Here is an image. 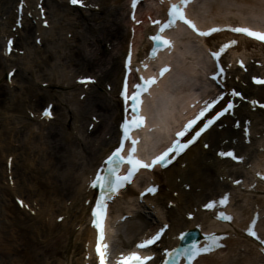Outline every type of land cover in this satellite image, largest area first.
Returning <instances> with one entry per match:
<instances>
[{
    "label": "bare ground",
    "instance_id": "6f19581e",
    "mask_svg": "<svg viewBox=\"0 0 264 264\" xmlns=\"http://www.w3.org/2000/svg\"><path fill=\"white\" fill-rule=\"evenodd\" d=\"M39 1L26 0L23 10L32 16L28 18L24 12L22 30L14 32L19 0H0V78L16 69L12 80L6 82L12 89L10 100H0V264H93L90 246L94 232L87 225V204L93 193L88 185L104 157L117 144L122 110L117 95L124 74L123 55L132 41L134 52H139L134 57L141 58L145 44L142 40L152 29L145 23L139 27L130 23L129 0H83L87 8L84 12L71 8L69 0H43L47 12L44 28L39 21L42 14L36 8ZM150 1V5L137 9L139 19L147 11L159 12L153 11L157 5ZM189 12L202 28L223 23L264 29V0H196ZM131 28L135 32L132 40ZM178 32L182 38L175 41L174 70L155 91L158 100L154 103L160 112L165 110L173 121L181 118L189 103L199 96L195 94L199 89L217 94L216 87L205 78L214 67L207 53L229 38L235 42L234 48L223 62H235L236 55L244 56L248 72L244 74L231 65L226 85L242 91L251 101L264 104V87L252 86L249 79L264 74V66L253 64L264 62L261 44L225 31L208 38L193 36L185 27ZM13 36L16 41L9 57L5 53L6 40ZM38 38L42 39L41 46H37ZM55 65H59L58 69ZM66 68L74 71L70 78ZM57 73L66 88L76 87L73 81L90 76L96 85H89L87 91L75 88L82 91L77 97L85 94L83 102L77 101L72 90L65 92L66 98L55 96L51 86L46 89L41 85L59 81ZM107 87L111 91L106 93L102 89ZM44 103L54 104L55 121L42 118L39 107ZM69 104L75 107V115L67 112L69 107L64 108ZM238 104L233 117L227 116L208 130L173 166L150 174L159 193L148 201L144 216L132 211L135 190L128 188L122 193L112 207L114 215L117 221L124 213L132 217L125 223L116 222V227L108 224L115 234L108 237L113 254L133 248L141 237L168 223L169 230L161 241L163 247H170L180 231L194 230L196 226L223 236L218 243L224 247L197 264H264V180L256 176H264V109L240 100ZM26 112L33 113L36 119L26 118ZM95 116L100 121L90 120ZM72 120L75 122L71 131ZM90 122L95 124L91 132ZM205 143L208 148L203 147ZM230 148L242 158L240 164L218 157V152ZM220 196L229 198L228 225L219 223L214 211L202 209ZM217 205L215 210L219 209ZM189 214H193L192 220L188 219ZM252 222L256 225L257 241L244 235ZM25 225L29 226L34 245L18 230ZM87 257L92 258L88 261Z\"/></svg>",
    "mask_w": 264,
    "mask_h": 264
},
{
    "label": "snow or ice",
    "instance_id": "6c2138e0",
    "mask_svg": "<svg viewBox=\"0 0 264 264\" xmlns=\"http://www.w3.org/2000/svg\"><path fill=\"white\" fill-rule=\"evenodd\" d=\"M163 2V0H161ZM71 3L73 5H77L80 3V0H71ZM139 3V0H132V8L135 9L137 7V4ZM191 3V0H181L180 4H170L169 9V19L166 24H162L160 26V33L153 36L151 39L155 42L154 50L152 52V56L155 57L157 54V51H159L162 47L168 46L171 47V43L169 40H166L161 35L164 33V31L168 28L174 27L178 21L183 22L185 25L190 27L193 31H197V34L201 37H206L212 35L214 32L223 31L224 29L220 28H212L210 31H198L196 29L195 24L186 18V12L185 9L187 8L188 4ZM80 6H83L82 3H80ZM133 19H135V16L133 15ZM156 23H160L157 21ZM45 26H47V22H45ZM229 31L235 32V33H243L247 35L248 37H251L253 39H256L258 41L264 42V33L252 31L248 28H242V27H235L228 29ZM235 43V42H233ZM228 47L227 45L224 46V48H221L218 52H213L211 55L219 61L221 53L224 51V49ZM241 67H243V63H241ZM169 71V69L165 68L161 71L160 75L163 76L165 72ZM223 70L221 69V72ZM143 79V78H141ZM212 79H216L215 76L212 77ZM81 84H89V83H95V81L91 79H82L79 81ZM156 81L154 79L145 81L143 91H147L148 87L155 84ZM255 83L257 84H264V80H256ZM137 92L131 96L132 101V118L131 120L126 119L123 124V139L124 141L130 140V132L133 131L135 128L141 127L144 124V118L140 115L138 111V104L140 103L139 96L141 94V85H136ZM233 96H236L237 93L233 92ZM124 99L125 101L129 100V96L127 95V84H125L124 89ZM219 99H223V97H220ZM218 101H214L212 103L206 104L204 110L200 113V117H203L208 111H210L215 103ZM257 102L252 101V104L255 105ZM261 107H264V105H261ZM234 108V105L232 103H228L227 107L223 110L217 112L213 118H210L207 120V122L203 125V127L195 133V136L188 142V143H180L179 140L175 141V143L172 145L171 148H169L167 151L163 152L161 155L155 157L151 160L150 163L145 162L139 158H137V140L132 139L131 140V151L130 153L125 156L123 155V145L121 147L117 148L113 154L105 161V164L107 165L106 168H101L96 175L95 179L93 180L91 187L93 188H99L100 189V199L95 205V211L92 213L94 219V227H96L100 231V240L103 241L104 239V232H103V221L106 219V208H107V199L111 198L113 193H118L121 187H123L125 184L131 183L132 178L135 176V174L140 171L141 169L144 170H153L157 165H160L161 167H167L168 164H170L172 161L169 159L170 155L172 153H175L176 155H179L182 151L187 149L190 144L195 143L196 139H198L203 132L207 131L212 125L216 123L217 120H220L222 116L230 112ZM44 116L46 118H51V111L46 110L44 113ZM196 121L190 122V124L185 128L184 131L179 132L177 135L178 137L185 136L186 132L192 127L193 124H195ZM239 127V124L236 125ZM247 134V130H246ZM205 148L208 147L207 144L204 145ZM220 157L225 158H231L232 160H235L237 162L239 161V158L236 156V154L232 151H221L218 153ZM127 164L129 165V170L127 172V175L121 176L120 169L122 165ZM239 183V181H237ZM148 193H151L155 195L157 192V188L150 187L147 190ZM107 193V195H106ZM227 201V197L222 199L220 203L223 205ZM215 206V202L209 203L206 207L213 208ZM222 219L228 220L231 219L227 216H221ZM250 235L255 236L256 233L254 231H251L249 233ZM163 235V230L157 232L153 237H151L148 240H145L144 242L137 245L139 249H145L148 248L150 245L155 244L157 241L161 239ZM181 240L184 239V236L180 237ZM223 248L224 245L217 243V237L213 235L210 238V242L206 243L205 246L200 247L196 244H192L189 247H185L183 249H177L174 252H167L166 255L169 258V261L172 262V264H178L179 260L186 259L188 260L189 264H192V261L197 258L198 256L202 254H209L212 251H214L217 248ZM105 250L107 249V245H104ZM97 253L100 255L101 264H104V255L105 253L101 252L100 244L98 243L97 246ZM154 258L152 256H140L137 253H132L127 257H121L119 264H149V261L153 260ZM169 261H165V264H169Z\"/></svg>",
    "mask_w": 264,
    "mask_h": 264
},
{
    "label": "rangeland",
    "instance_id": "374dc122",
    "mask_svg": "<svg viewBox=\"0 0 264 264\" xmlns=\"http://www.w3.org/2000/svg\"><path fill=\"white\" fill-rule=\"evenodd\" d=\"M82 12V11H81ZM66 14H68V13H66ZM75 14H77V13H75ZM70 15H72V14H70ZM75 17H77L76 15H75ZM83 24V23H82ZM90 24V23H89ZM95 25V24H94ZM68 39H69V36H68ZM70 40H71V37H70ZM66 41V40H65ZM68 43V42H67ZM71 46V45H70ZM108 46V45H107ZM59 55V54H58ZM61 63L62 64H64V61H62L61 60ZM55 64V63H54ZM52 66V65H51ZM58 66L59 65H55V68L56 69H58ZM53 67V66H52ZM54 68V67H53ZM87 69H88V67H86ZM67 69V71H70V69L69 68H66ZM91 70V69H90ZM89 70V71H90ZM73 72L74 71H70V72H68L69 74H68V78H70L71 77V75L73 74ZM79 73V72H78ZM58 74V73H57ZM85 74V73H84ZM59 75V76H58ZM57 76L60 78V76H61V74H58ZM3 76H4V73H3ZM3 76L0 78V100H2V101H4L3 103H5V101H8V99L10 100V94H9V89H11V88H9V86H7L6 85V83H5V80H4V78H3ZM63 81H62V78H60V80L59 81H57V80H53L51 83H49V86H51V89H52V92H51V94H53V95H55V96H57V95H61V97L63 96V95H65L64 97L66 98V93L65 92H70L69 90H72L71 92H74V94H75V97L78 95L77 94V90H75V86H72V87H65L64 85V83H62ZM74 82V81H73ZM43 84V83H42ZM44 88V87H43ZM50 89V88H49ZM12 90V89H11ZM66 105V104H65ZM42 104H40V107H39V109L40 108H42ZM44 106H45V103H44ZM43 106V107H44ZM66 107H69L68 109H67V112L68 113H70V115L72 116L73 115V111H74V109H75V107H72L70 104H69V106H65L64 108H66ZM59 114V113H58ZM25 117L26 118H30V116H28V114H27V112H26V114H25ZM72 123H71V131H72V128L74 127V122H75V120H72L71 121ZM86 128V127H85ZM69 130V131H70ZM48 144H49V142H48ZM54 145V142L51 144V146H53ZM3 154L4 153H1V156H3ZM5 155V154H4ZM13 214L14 215H16L15 214V211H13ZM16 218H20V216L19 215H16ZM25 224V223H24ZM27 224V223H26ZM25 228H22V229H20V228H18V230H20V232L22 233V234H24L26 237H27V239H30V242L31 243H33V241H32V238H31V235H32V233L30 232V229H28L29 228V226L28 225H25L24 226ZM35 243H33L32 245H34Z\"/></svg>",
    "mask_w": 264,
    "mask_h": 264
}]
</instances>
